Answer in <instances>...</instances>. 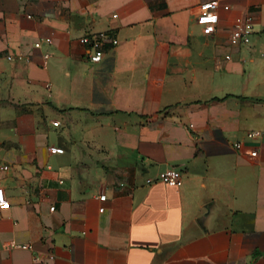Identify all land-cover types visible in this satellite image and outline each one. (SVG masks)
Wrapping results in <instances>:
<instances>
[{
  "label": "crops",
  "instance_id": "obj_1",
  "mask_svg": "<svg viewBox=\"0 0 264 264\" xmlns=\"http://www.w3.org/2000/svg\"><path fill=\"white\" fill-rule=\"evenodd\" d=\"M0 194V264H264V0H0Z\"/></svg>",
  "mask_w": 264,
  "mask_h": 264
},
{
  "label": "built area",
  "instance_id": "obj_2",
  "mask_svg": "<svg viewBox=\"0 0 264 264\" xmlns=\"http://www.w3.org/2000/svg\"><path fill=\"white\" fill-rule=\"evenodd\" d=\"M219 8H222L223 10H228L229 6L220 5L216 1L204 2L200 6L199 19L204 23V30L207 33H213L216 29V25L219 20V16H218ZM249 21L250 18H246L243 16H238L234 19L233 29L231 31L229 38V43L231 46L237 47L240 45H248L250 43L252 29H251V25L249 24ZM50 41H51L50 38H45V42L49 43ZM81 42L89 46V50H90L89 60L92 63H98L99 61H101L103 57L104 46L109 43L112 45H116L118 43V40L110 36L107 32L101 31L83 36L81 38ZM40 46H41V41H36L34 43L35 48H39ZM47 56L48 54L44 55L45 58ZM229 58L230 57L227 56V59ZM261 134L262 132L259 130H251L247 133V137L249 139H256L260 137ZM234 147L238 149L241 147V144L237 142L234 144ZM55 150H56L55 148H51V151L54 152ZM250 154L252 156H256L257 151L253 150L251 151ZM4 169H6V167ZM157 181L163 182L171 187H179L182 184L181 174L173 168H168L159 172L156 178L146 179L147 184H151ZM99 199L104 200L105 195L104 194L100 195ZM0 206L2 207L9 206V201L1 194H0ZM53 209L54 207L50 208V210ZM99 211H103V207H100ZM11 244L12 246L19 247L22 249H28V250L32 249L31 244H15V243H11Z\"/></svg>",
  "mask_w": 264,
  "mask_h": 264
}]
</instances>
